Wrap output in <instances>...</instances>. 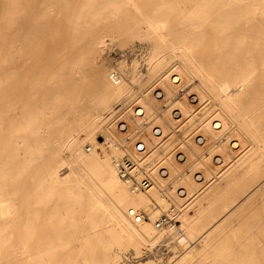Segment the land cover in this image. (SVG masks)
<instances>
[{"label":"bare ground","instance_id":"bare-ground-1","mask_svg":"<svg viewBox=\"0 0 264 264\" xmlns=\"http://www.w3.org/2000/svg\"><path fill=\"white\" fill-rule=\"evenodd\" d=\"M136 40L151 45L144 69L137 58L106 57L109 44L126 48ZM114 70L119 84L110 78ZM157 85L164 103L151 96ZM188 88L198 93L197 103L186 97ZM207 100L210 112L198 116ZM121 104L118 116L130 134L112 119ZM132 104L143 107L144 118L131 117ZM174 108L181 119L172 118ZM147 119L162 127L161 136H153ZM191 125L179 139L177 131ZM138 133L153 156L160 142V152L168 149L162 158L169 176H155L145 191L121 178L115 162L133 150L129 137ZM213 153L218 171L207 166ZM204 165L206 171L196 170ZM263 165L264 0H0V257L8 259L11 248L12 258L27 264L59 258V264H116L112 246L127 238L181 233L207 212L215 224L216 206L227 195L218 181L248 179ZM183 182L192 197L179 215L183 228L158 227L165 196L174 198L170 188ZM25 195L33 196L21 200ZM132 210L150 221H135ZM179 237L182 245L190 241Z\"/></svg>","mask_w":264,"mask_h":264},{"label":"crops","instance_id":"crops-1","mask_svg":"<svg viewBox=\"0 0 264 264\" xmlns=\"http://www.w3.org/2000/svg\"><path fill=\"white\" fill-rule=\"evenodd\" d=\"M218 182L222 184L219 187L222 194L227 193L216 206L221 213L215 224H210L212 211L210 216L209 212L206 216L201 214L197 228L193 223L194 226L192 224L187 229L191 245L189 242L182 245L177 238L174 239L171 246L172 253H175L174 264H264V179H222ZM237 202L240 203L236 207ZM194 211H190V216H194ZM169 236H172L170 231L159 242H166Z\"/></svg>","mask_w":264,"mask_h":264},{"label":"built area","instance_id":"built-area-1","mask_svg":"<svg viewBox=\"0 0 264 264\" xmlns=\"http://www.w3.org/2000/svg\"><path fill=\"white\" fill-rule=\"evenodd\" d=\"M121 76L122 75L116 70L110 73L111 80L114 81L116 84L120 83ZM181 92L183 93V90ZM154 94L158 100L162 101L164 99V93L162 89L155 90ZM188 98L192 103L198 102V98L195 93L189 94ZM119 108H121L120 111H116L112 119L117 123V128L121 133L130 134L129 123L125 119H120L118 116L121 114V111L124 108L123 105L121 104L117 106L116 110ZM130 115L132 118H144L145 112L143 111L142 106L138 104H132ZM171 116L174 120H178L183 117V113L180 111L179 108H174L171 111ZM146 122H148V124L150 125L153 136L159 137L162 135V127L160 125L153 123L154 121L152 119H147ZM184 131L188 133L190 132V130H187L186 128L178 130L177 133L179 139L184 138ZM140 133L133 137H129V139L132 140L131 143L133 144V150H125L120 157L116 158L115 162L118 174L121 178L130 181L134 188L145 191L155 184V176H158L162 179L167 178L169 176V170L165 166L164 160L162 158L163 153L166 150L168 151V149H165L160 152V150L162 149V142H160L158 144L159 151L156 152V156H153V149H151L148 144H146L145 141L139 137ZM196 140L200 144L203 143V139L200 136H198ZM172 150L175 152V156L178 161H185V153L182 151L181 148H179L178 145H173ZM214 161L216 164H219L221 162L217 156L214 158ZM194 176L198 182H203L205 180V177H203L200 172H196ZM165 187L166 186H164V188ZM164 188L161 190V193L165 196V194H167L168 192H164ZM170 190H173L174 198L178 196L182 198L183 201L180 204H177L176 201L173 200L174 198H172V195L165 196L170 201V212L161 213V215L157 219L158 227L174 225L176 223L178 224V216L187 208L188 203L192 199V197L185 190V188L181 186H177L175 189L170 188ZM131 214L137 222H141L148 218V214L144 211L142 212L139 210H132Z\"/></svg>","mask_w":264,"mask_h":264},{"label":"rangeland","instance_id":"rangeland-1","mask_svg":"<svg viewBox=\"0 0 264 264\" xmlns=\"http://www.w3.org/2000/svg\"><path fill=\"white\" fill-rule=\"evenodd\" d=\"M134 45L137 48H135V47L133 48ZM125 46H118V45H116L114 43L113 44H109L108 45V49H107V51L105 53L106 57L107 58H112V59L114 58V60H113L114 62L119 59V60H126L129 63H131L134 60L133 58H135V59L137 58L136 60L138 62V68L139 69H144L147 66L148 49L151 46L149 44V42L147 40H136V41H134L132 43L131 46H127L126 48H125ZM134 49H137V50H134ZM117 52H118V54H117ZM238 66L239 65L235 66L237 68L236 72L240 75L241 74V72H240L241 68H239ZM158 86H160V85H157L151 92V96L153 98H156V96L154 94L155 90L162 89L161 88L162 86H160V87H158ZM192 86L193 85H191V88H192ZM189 89L190 88L186 89V92H189V93L185 94L187 98H188V94H191V93H195L196 95H198V93H196V91L189 90ZM165 101L166 100L163 99L161 101V103H164ZM258 101H259V99H258ZM206 102L207 103L205 105H203L202 108H200L198 116H203V115L205 116V114L208 115V113L210 112V110H211V108L213 106V101L207 100ZM205 110H207V111H205ZM188 127L189 128H187V130L188 129L190 131L193 130V128H192L193 125L188 126ZM234 129H235L234 130L235 137H237L238 140H241L242 142L247 141L245 136L238 129H236V128H234ZM99 138H102V137H99ZM102 141H103V138H102ZM251 146L252 145H249L247 149H249ZM90 147H91L90 144L87 143L85 145V147H84L85 151L86 152H90V149H89ZM218 153H221L220 155H222V152H218ZM214 155H216V154L213 153L212 156L210 157V160L207 162V166H210V169L213 168L215 171H218L219 168L216 167L218 164H216L215 161H213V156ZM235 156H236V153L233 152L232 153V157L234 158ZM224 158H226V157H224ZM229 164H228V166H229ZM219 165H221V164H219ZM197 169H199V171H206V166L204 165V166H201L200 168H196V170ZM263 173H264V165H263V167L262 166L260 167V170H258V174L256 173L253 177H249L248 179H259L260 175H262ZM191 176L193 177L192 174H191ZM211 179H213V178H211ZM177 186H186V184H184V182L183 183H176L174 189ZM212 188H211V191L206 193V194H204L203 197L200 198V200L204 199V197L206 195L211 194ZM31 196H33V195L21 196V200L28 201V200H30L32 198ZM176 197H178V196H176ZM204 202H207V201L204 200ZM157 204H154V205H157ZM169 205H170V201H167V206H165V208H164L166 210L162 211L161 213L168 211L167 209H169ZM178 219H179V222L181 223L182 221L180 220L179 216H178ZM146 220L150 221V218H147ZM179 222H178V224L176 223L175 226L177 228L178 227L179 228H183L182 223L180 224ZM182 230L183 231L181 233L170 232L172 236H169L166 239V242H165V240H163L162 243L159 242V241L162 240V238H164L165 236H167L169 232L166 235H163V236H156L155 235L154 238H151V236H150L151 232H145V234L147 235L148 238L146 237L147 239H142V240L141 239H130V240H128V238H127L126 240L122 241L121 243L115 244V245L112 246L113 252L116 253V255H117L115 263L116 264H134V263H136L135 260H142V259H145V258L146 259L147 258H151V259H153V261H151V264H167L168 262H171L172 260H174V254L175 253H172L173 249L171 247L173 245L174 239L177 238V240L179 241V239H180L179 236L181 234L187 235V229L183 228ZM154 233H155V231H154ZM154 240H155V242H154ZM165 243H166V245H165ZM151 244H153V245H151ZM8 250L9 251L7 252V255H10V257L8 259L7 258L5 259V258H3V256H1L0 257V261L1 260L2 261H8V260H12V259L16 258V262H14L15 264H27L26 262H24L22 260H21V262H20V260H17L18 258L15 257V256L12 258V249L8 248ZM55 260L56 261H53V264H59L62 261L61 258L55 259ZM59 260H61V261H59Z\"/></svg>","mask_w":264,"mask_h":264}]
</instances>
